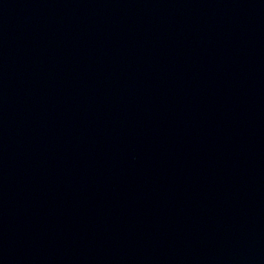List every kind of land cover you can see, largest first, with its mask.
Here are the masks:
<instances>
[{"label": "water", "instance_id": "water-1", "mask_svg": "<svg viewBox=\"0 0 264 264\" xmlns=\"http://www.w3.org/2000/svg\"><path fill=\"white\" fill-rule=\"evenodd\" d=\"M0 264H264V0H0Z\"/></svg>", "mask_w": 264, "mask_h": 264}]
</instances>
